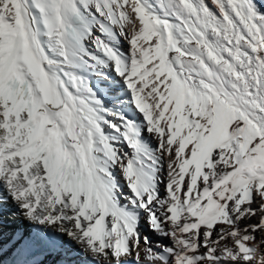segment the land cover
I'll return each instance as SVG.
<instances>
[{"label": "snow or ice", "instance_id": "1", "mask_svg": "<svg viewBox=\"0 0 264 264\" xmlns=\"http://www.w3.org/2000/svg\"><path fill=\"white\" fill-rule=\"evenodd\" d=\"M0 264H264V0H0Z\"/></svg>", "mask_w": 264, "mask_h": 264}]
</instances>
